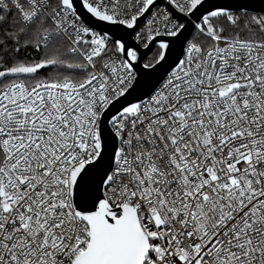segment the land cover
<instances>
[{"label":"snow or ice","instance_id":"1","mask_svg":"<svg viewBox=\"0 0 264 264\" xmlns=\"http://www.w3.org/2000/svg\"><path fill=\"white\" fill-rule=\"evenodd\" d=\"M0 264H264V0H0Z\"/></svg>","mask_w":264,"mask_h":264},{"label":"water","instance_id":"2","mask_svg":"<svg viewBox=\"0 0 264 264\" xmlns=\"http://www.w3.org/2000/svg\"><path fill=\"white\" fill-rule=\"evenodd\" d=\"M217 2H222V3H227L228 2V0H217ZM142 51V53H145V54H149L150 53V50H141Z\"/></svg>","mask_w":264,"mask_h":264},{"label":"trees","instance_id":"3","mask_svg":"<svg viewBox=\"0 0 264 264\" xmlns=\"http://www.w3.org/2000/svg\"><path fill=\"white\" fill-rule=\"evenodd\" d=\"M41 71H46V70H41Z\"/></svg>","mask_w":264,"mask_h":264}]
</instances>
